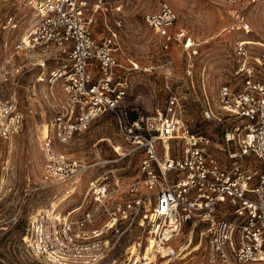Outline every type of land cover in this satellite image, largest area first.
Segmentation results:
<instances>
[{
	"label": "built area",
	"instance_id": "1",
	"mask_svg": "<svg viewBox=\"0 0 264 264\" xmlns=\"http://www.w3.org/2000/svg\"><path fill=\"white\" fill-rule=\"evenodd\" d=\"M255 1L224 0L229 20L221 31L251 32L244 8ZM18 2L30 10L33 21L12 44L8 39L2 44L0 149L34 112L30 101L46 96L53 116L40 139L41 185L56 187L63 199L77 191L83 172L97 163L73 156L65 145L96 118L110 112L116 121L120 141L112 144L117 156L111 160L140 152L138 176L120 180L111 170L99 174L89 182L88 204L77 215L56 211L53 204L32 213L23 235L29 252L48 264H96L112 248L108 234L120 223H136L147 225L146 243L142 252V240L133 244L138 254L130 251L123 264H156L179 255L175 238L183 225L202 223L210 264H264V50L253 54L237 35L231 41L237 81L219 85L214 100L196 93L187 67L186 78H175L176 87L165 75L162 106L133 115L124 103L129 80L119 74L123 64L116 56V30L106 25L108 31L99 35L94 27L97 15L108 11L120 25V0ZM176 19L165 1L144 13L163 51L176 41L189 54L196 53L195 41L186 28L175 25ZM16 26L14 14L0 23L6 32ZM170 62L167 57L165 63ZM189 99L200 105L203 118L226 120L230 128L211 137L190 132L182 115ZM175 138H184L186 146L171 154Z\"/></svg>",
	"mask_w": 264,
	"mask_h": 264
},
{
	"label": "rangeland",
	"instance_id": "2",
	"mask_svg": "<svg viewBox=\"0 0 264 264\" xmlns=\"http://www.w3.org/2000/svg\"><path fill=\"white\" fill-rule=\"evenodd\" d=\"M159 1L167 2L176 11L175 25L188 30L196 43V53L190 51L189 54L176 41L171 43L167 51L161 49L156 33L144 20V13L155 10ZM247 1L243 0V3ZM120 2V25H116L114 15L108 11L106 16L97 15L94 27L99 35L108 31L106 25L116 30L119 44L116 56L123 64L119 74L129 80L124 103L133 115L151 113L156 107L162 106L166 96L165 75L172 77L170 81L176 87L175 78H186L187 67L192 69L196 93L202 96L205 92L210 100H214L219 85L237 81L233 71L235 62L231 48V41L237 35L246 42L253 54L264 50V0L249 2L244 8L252 26V31L247 34L221 31L229 20L224 0ZM9 14L16 16L17 26L9 32L0 27V56L4 40L8 39V43L12 44L30 28L33 21L30 10L22 8L18 0H0V23ZM167 57L172 62L165 63ZM42 89L47 92L49 87L44 86ZM52 89L60 91L58 86ZM2 90L6 91V88L3 87ZM20 94L24 98L25 90ZM30 102L34 112L27 115L23 129L5 141L0 149V264H48L32 255L23 240L32 213L54 203L56 211H70L71 215H77L88 204V196L85 195L89 182L99 174L111 170L120 180L134 179L139 174V151L135 150L117 161L111 160L117 156L112 144L120 140L116 135L114 116L107 112L92 121L88 129L65 145L73 156L86 162H97L83 172L77 191L63 199L56 187L42 186L44 154L40 148L41 131L52 118L53 111L46 96L45 99L39 96L38 101ZM27 103L26 100L21 101L24 107ZM182 115L190 132L204 136H220L231 125L226 120L215 122L203 118L200 105L190 99L184 101ZM185 146L184 138L172 139L170 153L180 152ZM15 214L17 220L13 222ZM205 226L202 223L183 225L175 242L181 248L185 245L186 247L180 250L178 256L157 259L156 264H210L208 237L203 232ZM146 228L145 224H118V230L108 234L112 243L111 250L96 264H108L114 259L123 264L130 256V251L136 252L133 244L139 240H142V252L146 243ZM191 230L192 238L189 241ZM135 257L137 262V255ZM216 264L224 263L217 261Z\"/></svg>",
	"mask_w": 264,
	"mask_h": 264
},
{
	"label": "bare ground",
	"instance_id": "3",
	"mask_svg": "<svg viewBox=\"0 0 264 264\" xmlns=\"http://www.w3.org/2000/svg\"><path fill=\"white\" fill-rule=\"evenodd\" d=\"M25 34V33H24ZM47 131V124H45L44 126H43V128H42V134H44L45 132ZM165 144L168 146V143H167V141L165 142ZM53 205H55L54 203H53ZM189 241H190V239L192 238V231L190 232V234H189ZM181 247V246H180ZM186 247V245L184 246V247H182V248H180V250H183L184 248ZM148 251H149V246H147V248H146V251H145V257H147V255H148ZM182 252V251H181Z\"/></svg>",
	"mask_w": 264,
	"mask_h": 264
}]
</instances>
